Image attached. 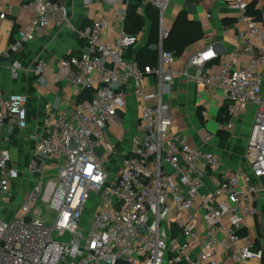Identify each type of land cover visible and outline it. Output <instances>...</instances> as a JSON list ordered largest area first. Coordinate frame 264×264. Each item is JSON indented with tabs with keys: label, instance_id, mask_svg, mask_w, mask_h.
<instances>
[{
	"label": "built area",
	"instance_id": "obj_1",
	"mask_svg": "<svg viewBox=\"0 0 264 264\" xmlns=\"http://www.w3.org/2000/svg\"><path fill=\"white\" fill-rule=\"evenodd\" d=\"M171 1L143 0L158 12L159 44L157 64L141 69L125 55L138 43V34L123 29L129 0H102L123 10L114 38L104 36L111 18L95 19L80 32L84 49L57 64L58 74L93 95L76 101L71 113L49 112L42 118L28 136L37 143L26 167L12 160L7 145L16 129L27 127L28 98L23 93L0 94V130L6 127L0 147V200L9 197L13 184L23 188L24 171L30 177L16 214L8 217L9 204H0V264H219L218 245L226 250L238 240L245 244L232 247L234 263L262 260V248L248 234L236 233L237 221L226 228L222 221L238 213L241 200L244 214L255 215L252 202L264 194V97L258 70L264 66V21L247 13L246 0H221L242 24L232 59L208 45L178 71L174 56L162 49L168 35L164 12ZM21 7L33 14L28 27L18 30L8 47H0V66L2 60L9 62L12 73L21 69L15 55L37 32L65 24L69 17L61 0H24ZM5 14L6 10L0 11V20ZM214 60L219 62L218 71L206 73L205 65ZM47 67V61L37 59L34 75L43 80ZM190 69L197 85L223 92L227 105L225 119L218 123L220 131L231 132L232 119L254 107L244 152L247 169L220 173L209 195L201 193L204 179L218 172L221 163L213 153L189 147L184 137L169 135L172 119L166 87L177 75L189 76ZM130 92L139 100L140 130L132 135L130 149L116 170H110L99 151L105 158L115 154L107 131L125 109ZM197 200L202 202L203 231L190 213ZM39 202L54 211L50 225L44 223L41 211L34 210ZM182 213H188L185 220ZM171 223L179 229L176 236H171ZM221 228L223 240L216 235ZM192 247L198 249L196 256L190 253Z\"/></svg>",
	"mask_w": 264,
	"mask_h": 264
},
{
	"label": "crops",
	"instance_id": "obj_2",
	"mask_svg": "<svg viewBox=\"0 0 264 264\" xmlns=\"http://www.w3.org/2000/svg\"><path fill=\"white\" fill-rule=\"evenodd\" d=\"M23 1L0 0V11L6 10L5 18L0 20V47L2 48L8 47L13 42L18 30L28 27L33 14L30 10L22 9ZM61 1L68 8V21L65 24L51 25L36 33L34 39L15 55L21 64V69L17 73H12L8 67L9 62L1 61L0 94L23 93L28 98L27 127L16 129L7 145L9 152L13 151L16 156L14 161L21 162L23 167H26L31 156V149L37 143V141L30 140L28 136L37 129L42 118L49 112L54 114L58 112L71 113L75 102L88 95L87 92L76 88L64 76L58 74V60L69 55H78L84 49L85 42L80 32L93 20L111 18V27L104 33L107 40H112L120 28L118 14H121L123 10L119 6L105 5L102 0ZM246 2L249 7L248 14L254 17L257 22H263L264 0H246ZM144 5L141 4L138 7L139 13H142ZM8 6L10 8L7 10ZM183 9L186 10L189 18L199 22L203 36L190 44L182 54L175 56L173 66L178 71L183 70L191 56L208 45H213L221 55L229 60L232 59V54L236 49V32L242 28L235 12L227 9L221 0H172L164 12L163 24L168 30L177 13ZM149 31L150 24L145 21L142 30L138 33L137 45L126 49V56L136 58L137 50L147 42ZM257 45H260L259 42ZM39 58L48 63L43 80L36 77L33 72L35 61ZM246 61L247 57L242 56L241 62L246 63ZM218 69V60L208 62L204 67L206 73H216ZM258 70L262 79L261 91L264 97V66L259 67ZM191 76V73L189 76L177 75L173 82L166 87L170 97L172 119L169 135L182 136L189 147L211 152L217 157L221 166L218 172H213L204 179V186L201 190L202 194L209 195L214 191L220 173H227L238 168L247 169L244 152L252 125L254 107H249L248 110L232 119L233 129L231 132L220 131L218 123L225 119V113L221 110L227 105L223 92L217 87L197 85ZM149 87H153L152 81H150ZM126 101L125 109L118 113L120 117H116L115 123L110 125L107 131L108 141L115 146L113 160L116 159L119 162L123 159V153L130 149L132 135L140 130L139 100L130 92L126 96ZM219 113H221L220 117ZM5 134L6 127H3L0 130V147ZM99 153L103 156L104 165L110 170H116L118 163L115 167L107 165L111 156L105 158L102 149ZM40 158L45 160L42 156ZM22 179L25 187L20 188L13 184L10 198L6 197L0 200L1 206H6L5 203L10 206L13 195L18 197L21 193L24 194L28 181H30L26 171H24ZM17 197H14L13 202H16ZM252 205L256 208V214H244L245 202L239 201L238 213L234 217H226L222 221V227L226 228L233 225V221H237L239 224L236 233L239 236L248 234L256 246L263 250L262 260H248L247 264H264V194L257 196ZM13 206H17V211L8 210L6 212L8 217L18 212V204ZM202 209V202L197 200L190 211L196 215V224L201 231H203L200 219ZM188 213H182L181 218L185 220ZM216 235L218 239L223 240L224 229H219ZM179 241L183 242V239L180 238ZM244 244L243 240H238L232 247H240ZM232 247L225 250L222 244L218 245L216 261L219 264H236L231 260ZM190 253L192 256H196L198 249L192 247Z\"/></svg>",
	"mask_w": 264,
	"mask_h": 264
},
{
	"label": "trees",
	"instance_id": "obj_3",
	"mask_svg": "<svg viewBox=\"0 0 264 264\" xmlns=\"http://www.w3.org/2000/svg\"><path fill=\"white\" fill-rule=\"evenodd\" d=\"M143 4V0H129L123 22V29L132 35L138 34L145 23L150 24V31L147 42L141 46L136 52L135 61L141 69L144 66H155L158 62V12L150 4L143 7L142 13L138 12V7ZM247 4V13L248 11ZM203 30L199 22L188 17L186 10H181L177 13L171 27L168 30V35L162 41V49L165 52L171 53L174 57L179 56L185 49L195 41L201 39ZM88 95L86 98L91 99L92 90L85 89ZM225 113V108L221 110ZM219 113V117H220ZM171 236H176L179 229L176 224L171 223Z\"/></svg>",
	"mask_w": 264,
	"mask_h": 264
},
{
	"label": "rangeland",
	"instance_id": "obj_4",
	"mask_svg": "<svg viewBox=\"0 0 264 264\" xmlns=\"http://www.w3.org/2000/svg\"><path fill=\"white\" fill-rule=\"evenodd\" d=\"M117 116H119L120 117V115H117ZM10 153H11V156H12V160L14 161V160H16V156L13 154V151L11 152L10 151ZM113 157H114V155L112 154L111 155V157H109V160L107 161L108 163H107V165H109V166H113V167H115V165H116V163H118V165L121 163V161L119 162V161H117L116 159H115V161L113 160ZM105 159V158H104ZM24 177L26 178V176L24 175ZM27 179V178H26ZM25 179V180H26ZM23 187H25V183L23 184ZM23 193H21L18 197L16 196V195H13V200H12V204L13 205H16V204H18L21 200H22V197H23ZM17 197V199H16V202H13L14 201V199ZM10 198V196L9 197H7V199H9ZM3 202H6V201H3ZM12 204H10V206H7L8 207V210H10V211H12V212H16L17 211V206H13ZM34 210L35 211H41V213H42V218H43V220H44V223L45 224H47V225H50L51 223H52V221H53V218H54V211L51 209V208H48V207H45V204H42V203H38L35 207H34Z\"/></svg>",
	"mask_w": 264,
	"mask_h": 264
},
{
	"label": "water",
	"instance_id": "obj_5",
	"mask_svg": "<svg viewBox=\"0 0 264 264\" xmlns=\"http://www.w3.org/2000/svg\"><path fill=\"white\" fill-rule=\"evenodd\" d=\"M189 73H191L193 75L195 73V71L193 69H190Z\"/></svg>",
	"mask_w": 264,
	"mask_h": 264
}]
</instances>
